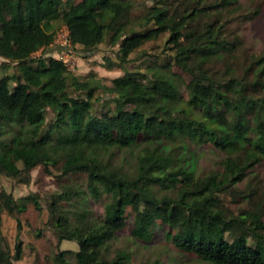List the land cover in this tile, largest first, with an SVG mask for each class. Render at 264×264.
I'll use <instances>...</instances> for the list:
<instances>
[{
    "label": "trees",
    "instance_id": "obj_1",
    "mask_svg": "<svg viewBox=\"0 0 264 264\" xmlns=\"http://www.w3.org/2000/svg\"><path fill=\"white\" fill-rule=\"evenodd\" d=\"M228 1L153 0L144 21L161 16L163 23L127 31L132 0L62 5L61 0H0V56L16 65L0 76V172L24 181L27 174L21 173L37 163L55 165L61 172L70 164L84 172L88 192L109 193L102 216L92 224L71 221L58 206L71 188L51 194L48 210L56 241L72 238L77 243L76 249H57L54 264H70L71 258L74 264H121L126 252L107 256L105 250L125 223L126 205L132 210L129 232L136 238L148 240L160 220L167 226L165 235L180 249L221 264H264V220L256 210L232 213L220 197L264 156V93L255 92L264 90V50L248 53L237 72L230 60L239 38L225 36L218 19L192 21ZM52 15L59 16L70 43L90 48L104 39L118 42L119 63L135 46L167 31L173 62L190 75L184 83L186 97L168 62L151 63L145 80L133 70L111 77L105 86L111 105L93 112L100 82L92 71L70 79L60 58L31 56L52 41L54 31L47 23ZM225 56H230L228 61ZM218 59L220 67L215 66ZM47 109L51 115L45 122ZM181 136L196 143L211 141L233 154L220 159L219 172L194 174L176 149L174 139ZM139 137L145 142L132 172L106 164L92 151L99 143L126 145ZM28 201L38 207L32 192L13 196L0 188V207L8 213L21 211ZM225 233L250 236L253 242L238 243ZM13 247L10 252L0 233V264H13L19 257V238Z\"/></svg>",
    "mask_w": 264,
    "mask_h": 264
},
{
    "label": "rangeland",
    "instance_id": "obj_2",
    "mask_svg": "<svg viewBox=\"0 0 264 264\" xmlns=\"http://www.w3.org/2000/svg\"><path fill=\"white\" fill-rule=\"evenodd\" d=\"M67 1L61 0V5ZM213 0H201L206 4ZM153 0H132L126 14V30L143 29L149 25H160L163 17L144 21V14ZM211 19H218L221 32L228 38L236 35L239 38V48L231 61L235 71L240 70L244 58L248 53H260L264 50V0H230L226 4L218 5L215 11L202 13L192 21L203 24ZM54 31L52 41L45 46H40L31 52L32 57L53 55L60 58L69 72L68 78L83 77L89 71L93 72V78H97L100 85L94 91L98 98L93 99L92 111L110 106L111 92L106 89L110 78L122 74L125 70H133L141 80L149 75V64L168 62L172 74L179 80L178 89L181 96L186 97L184 83L190 75L171 58L172 49L165 41L167 31L161 30L156 36L144 40L135 46L127 54V59L118 62L116 49L118 42L109 43L106 39L97 42L90 48H83L79 43H70L67 30L59 16L52 15L47 18ZM121 35L120 37H122ZM230 57V56H228ZM224 57L225 61L229 58ZM237 60V61H236ZM34 62V61H33ZM107 62H112L108 65ZM215 66H221V60H215ZM16 70V65L11 60L0 56V76L6 72ZM70 88V87H69ZM255 92L264 93V90ZM51 111L47 109L44 120L48 122ZM145 139L139 137L126 145L114 143H99L92 147V151L100 159L110 166L118 167L126 172L134 169L135 157ZM180 154L184 156L183 164L192 169L194 174L200 175L207 171L219 172L222 168L220 159L233 151L223 150L215 146L211 141L196 143L181 136L174 139ZM59 163V161H58ZM57 163V164H58ZM20 165V162L17 161ZM67 164L61 172L55 165L43 167L37 163L27 169V179L22 181L17 176H9L0 172V188L10 191L13 196L32 192L36 198L38 207L28 201L25 207L17 213H8L0 207V233L5 240L10 252L16 238L20 239L19 257L12 260L13 264H54L53 253L60 248H77V243L72 238H61L56 241L54 229L51 225V214L48 210V202L53 192L71 188L65 197L58 200V206L64 209L71 221L92 224L98 222L103 214L104 204L109 200V193L99 191L91 194L85 185L84 172L71 169ZM154 191L158 192L157 187ZM221 201L228 210L234 214L243 210H256L261 220H264V156L253 163L250 170H246L243 176L220 192ZM125 223L115 230L114 235L106 244L107 256H112L115 251L126 252L127 256L121 264H139L140 262H154L157 264H221L202 258L191 251L180 249L169 237L165 235L167 226L156 221L152 235L148 240H142L132 236L129 232L131 226L132 210L128 205L124 208ZM242 214V213H241ZM18 218V223L16 218ZM225 238L235 242L252 244L250 236L232 238L225 233ZM70 264H74L70 259Z\"/></svg>",
    "mask_w": 264,
    "mask_h": 264
}]
</instances>
